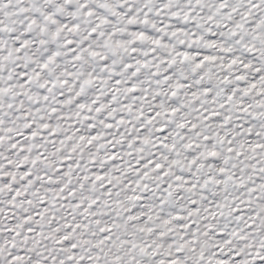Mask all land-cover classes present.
<instances>
[{"label": "snow or ice", "instance_id": "obj_1", "mask_svg": "<svg viewBox=\"0 0 264 264\" xmlns=\"http://www.w3.org/2000/svg\"><path fill=\"white\" fill-rule=\"evenodd\" d=\"M0 264H264V0H0Z\"/></svg>", "mask_w": 264, "mask_h": 264}]
</instances>
